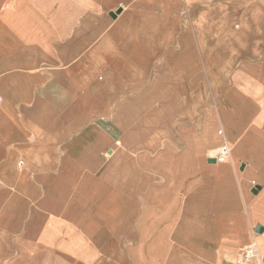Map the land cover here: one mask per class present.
I'll list each match as a JSON object with an SVG mask.
<instances>
[{
    "label": "crops",
    "instance_id": "obj_1",
    "mask_svg": "<svg viewBox=\"0 0 264 264\" xmlns=\"http://www.w3.org/2000/svg\"><path fill=\"white\" fill-rule=\"evenodd\" d=\"M0 264H264V0H0Z\"/></svg>",
    "mask_w": 264,
    "mask_h": 264
},
{
    "label": "built area",
    "instance_id": "obj_2",
    "mask_svg": "<svg viewBox=\"0 0 264 264\" xmlns=\"http://www.w3.org/2000/svg\"><path fill=\"white\" fill-rule=\"evenodd\" d=\"M220 134H222V131L220 132ZM214 153V159L217 163H226L230 159L231 148L228 144L224 143ZM239 260L243 263L251 261L261 263L260 249L258 245L255 243L249 247L242 249L239 255Z\"/></svg>",
    "mask_w": 264,
    "mask_h": 264
},
{
    "label": "water",
    "instance_id": "obj_3",
    "mask_svg": "<svg viewBox=\"0 0 264 264\" xmlns=\"http://www.w3.org/2000/svg\"><path fill=\"white\" fill-rule=\"evenodd\" d=\"M215 162V161H214Z\"/></svg>",
    "mask_w": 264,
    "mask_h": 264
}]
</instances>
